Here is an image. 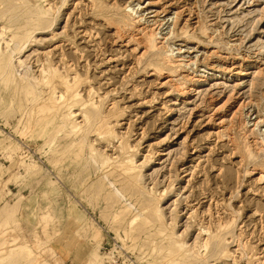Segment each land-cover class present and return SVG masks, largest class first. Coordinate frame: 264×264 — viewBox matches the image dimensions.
<instances>
[{
    "label": "rangeland",
    "instance_id": "374dc122",
    "mask_svg": "<svg viewBox=\"0 0 264 264\" xmlns=\"http://www.w3.org/2000/svg\"><path fill=\"white\" fill-rule=\"evenodd\" d=\"M23 1L0 0V264H264V0Z\"/></svg>",
    "mask_w": 264,
    "mask_h": 264
},
{
    "label": "bare ground",
    "instance_id": "6f19581e",
    "mask_svg": "<svg viewBox=\"0 0 264 264\" xmlns=\"http://www.w3.org/2000/svg\"><path fill=\"white\" fill-rule=\"evenodd\" d=\"M18 1V0H17ZM21 1V0H20ZM23 1V0H22ZM27 1V0H26ZM45 1V0H44ZM63 2L65 1V0H62ZM24 2V1H23ZM40 2V1H39ZM42 2V1H41ZM62 2V3H63ZM10 3H12V1L10 2ZM27 3V2H26ZM61 3V4H62ZM92 3V2H91ZM16 4V3H15ZM14 4V5H15ZM29 4V3H28ZM31 4V3H30ZM17 5V4H16ZM31 7H32V5H30ZM34 6H35V4H34ZM33 6V7H34ZM41 6H43V5H41ZM25 7V6H24ZM35 8H37V7H35ZM34 8V9H35ZM61 7L59 6V9H60ZM11 9V8H10ZM28 9V8H27ZM40 9V8H39ZM57 9V8H56ZM125 9H127L126 11V18L124 17V18H122V22L121 23H123L124 24V27L125 26H129V27H132L135 23L133 22L134 21V18H132L131 17V15H130V13H132L133 11H134V9L132 8V7H129V6H127V8H125ZM24 10V9H23ZM36 10V9H35ZM61 10V9H60ZM118 11V10H117ZM34 12H36V11H34ZM38 12H39V10H38ZM3 13V12H2ZM9 13V12H8ZM19 13V12H18ZM54 13V12H53ZM56 14H57V12H55ZM124 13V12H123ZM17 14V13H16ZM27 14V13H26ZM37 14V13H36ZM177 14V13H176ZM1 15V14H0ZM8 15V14H7ZM10 15V14H9ZM1 16H3V15H1ZM15 16V15H14ZM23 16V15H22ZM10 17V16H9ZM19 17V16H18ZM24 17V16H23ZM22 17V18H23ZM44 17V16H43ZM136 18V17H135ZM115 19V18H114ZM108 20H110V19H108ZM112 20V19H111ZM110 20V21H111ZM138 20V19H137ZM20 21V20H19ZM116 22H117V20H115ZM120 21V20H119ZM53 22H54V20H53ZM52 22V23H53ZM113 22H114V20H113ZM15 23V22H14ZM120 23V24H121ZM141 23V22H140ZM116 24H118V22L116 23ZM137 24V23H136ZM51 25H53V24H51ZM119 25V24H118ZM50 26V25H49ZM148 26V25H147ZM45 27V26H44ZM116 27H118L117 25H116ZM146 27V26H145ZM185 27V26H184ZM184 27H182V28H184ZM43 28V27H42ZM51 28V27H50ZM119 28V27H118ZM137 28V27H136ZM139 28H140V26H139ZM152 28V27H151ZM41 29V28H40ZM117 29V28H116ZM120 29V28H119ZM134 29V28H133ZM187 29V28H186ZM204 29V28H203ZM126 30V29H125ZM132 30V29H131ZM182 30V29H181ZM35 31V30H34ZM121 31V30H120ZM136 31V30H135ZM138 31V30H137ZM4 32V31H3ZM32 32H33V30H32ZM119 32V31H118ZM26 33V32H25ZM140 33H141V36H142V40H140V41H142L143 43H142V46H141V48H143L144 49V52L145 51H149V50H157V51H159V48H158V44L156 43V32L153 30V28L152 29H150V30H147V31H145V29H144V31L143 30H141L140 31ZM205 33V32H204ZM34 34V33H33ZM186 35V34H185ZM31 36H33V35H31ZM188 37V36H187ZM190 37V36H189ZM22 38V37H21ZM141 38V37H140ZM8 39V38H7ZM159 39V38H158ZM20 40V39H19ZM30 40H32V38L30 39ZM29 40V41H30ZM138 40V39H137ZM28 41V42H29ZM10 42H11V40H10ZM27 42V43H28ZM32 42V41H31ZM4 43L5 44H7V42L6 41H4ZM16 43H18V42H16ZM15 43V44H16ZM160 43V42H159ZM4 44V45H5ZM10 44V43H9ZM26 44V43H25ZM24 45V44H23ZM139 45V42H137L136 41V43H135V46H138ZM16 46V45H15ZM22 46V45H21ZM27 46V45H26ZM166 46V45H165ZM25 46H23V47H21V49L22 48H24ZM167 50H170L171 51V53H172V50L170 49V47H168L167 46V48H164V52H163V54L166 56V59H168V61L170 62V64H171V60H170V58L171 57H174V56H171V54H168L167 53ZM21 51V50H20ZM19 51H17L16 52V54L18 53ZM22 52V51H21ZM13 53V52H12ZM11 55L10 56V58H9V63H11L10 64V67H9V71H8V73H9V75H12L13 73H14V71H17V69L16 68H20L21 69V72H20V74H27L26 73V70H25V68L26 67H24L25 65V63H23V61L21 60V58H20V60H18V66H16L15 64H13V62H12V60H13V56H18V55ZM143 54V53H142ZM9 55V54H8ZM140 56H141V54H140ZM164 56V57H165ZM171 56V57H170ZM179 56V55H178ZM146 58V57H145ZM163 59V58H162ZM173 59V58H172ZM149 60V59H148ZM179 60V59H178ZM178 60H176V61H178ZM182 60H184V59H182ZM173 61V60H172ZM175 61V60H174ZM17 62V61H16ZM169 62H166L167 64L169 63ZM179 62V61H178ZM186 62V61H185ZM180 63V62H179ZM13 64V65H12ZM27 64V63H26ZM165 64V63H164ZM163 66V65H162ZM30 67V66H29ZM29 67H27L28 69H29ZM31 69V68H30ZM29 69V70H30ZM42 69V68H41ZM53 70H55V69H53ZM154 69H152V71H153ZM181 70V69H180ZM28 71V70H27ZM18 73H19V71H17ZM31 72V71H30ZM29 72V73H30ZM244 73L245 72H247L246 70H244L243 71ZM255 72V71H254ZM43 73H44V70H43ZM42 73V74H43ZM157 73V72H156ZM158 74H159V72H158ZM3 75V74H2ZM31 75V74H30ZM44 75H47V74H44ZM188 75V74H187ZM25 76V75H24ZM28 76V75H27ZM258 76V75H257ZM47 78V77H46ZM37 79V78H36ZM184 79V78H183ZM200 79H202V77L200 78ZM197 79H195L194 77H192L191 76V78H190V90H192V89H194L195 88V86H196V84H197ZM201 81V80H200ZM179 82V81H178ZM181 83V82H180ZM179 84V83H178ZM177 84V85H178ZM182 85V84H181ZM184 85V84H183ZM185 86H186V84H185ZM189 86V85H188ZM184 87V86H183ZM53 90V89H52ZM192 92V91H191ZM59 94V93H58ZM57 96H60V94L59 95H57ZM68 97V96H67ZM60 98H62V96H60ZM59 99V98H58ZM52 106V105H51ZM74 111V110H73ZM76 111V110H75ZM74 111V112H75ZM73 114V113H72ZM75 114H77V113H75ZM102 114V113H101ZM93 115H94V119L96 120L97 118H95V117H97V115H98V113L97 112H94L93 113ZM81 116V115H80ZM83 116V115H82ZM85 119V118H84ZM76 122H77V119H76ZM99 122V121H98ZM82 123V122H81ZM97 124V123H96ZM93 127V126H92ZM81 140H82V142H84L85 140H86V136L85 135H81ZM263 143H264V139H263ZM86 146V145H85ZM262 147V146H261ZM264 148V147H263ZM87 154V153H86ZM85 157V156H84ZM83 158V157H82ZM131 163H132V165L131 166H133V164H134V160L133 159H131ZM119 169L121 170V171H123V170H125L126 168H125V163H122V164H120L119 166ZM129 168V167H128ZM260 171V170H259ZM246 172H247V170H246ZM263 174V173H262ZM105 176V175H104ZM132 182V181H131ZM114 185V184H113ZM111 186V185H110ZM148 186V185H147ZM152 188V187H151ZM149 192V191H148ZM115 194H117V196L118 197H120V198H122L123 197V194L119 191V190H115ZM162 204V203H161ZM175 206V205H174ZM175 208H176V206H175ZM174 208V209H175ZM173 210V209H172ZM172 212V211H171ZM171 214V213H170ZM173 214V213H172ZM171 214V215H172ZM178 214V213H177ZM170 215V216H171ZM180 215H178V217H179ZM168 218V217H167ZM167 220V219H166ZM173 220H172V218H171V221L170 222H172ZM178 222V221H177ZM189 223V222H188ZM168 224V223H167ZM170 224V223H169ZM171 225V224H170ZM175 228V227H174ZM201 229V228H200ZM202 230V229H201ZM185 231V230H184ZM199 231V230H198ZM9 232V231H8ZM177 232H178V230H177ZM177 232H176V234H177ZM197 232V231H196ZM204 232V231H203ZM206 233H207V231H206ZM209 233V232H208ZM198 234V233H197ZM201 234V233H200ZM205 234V233H204ZM182 235V234H181ZM199 235V234H198ZM1 236V235H0ZM179 236V235H178ZM180 237V236H179ZM196 237V236H195ZM192 238V237H191ZM5 239V238H4ZM206 239V238H205ZM237 240V239H236ZM5 241V240H4ZM4 241H2V243H6V242H4ZM203 241V240H202ZM197 241H196V239H194L191 243H187L186 241L185 242H182V244H180V246H183V245H185V246H187L189 249L191 248H195V243H196ZM200 242V241H199ZM238 242V241H237ZM2 243H0V245L2 244ZM216 243V242H215ZM238 244V243H237ZM3 245V244H2ZM5 246V245H4ZM201 246L204 248V249H206L207 248V242L204 240V242H202L201 243ZM200 246V247H201ZM209 246V245H208ZM238 246H239V244H238ZM0 247H2V250H3V246H0ZM197 247V246H196ZM197 249V248H196ZM195 249V250H196ZM1 250V249H0ZM5 250V249H4ZM198 250V249H197ZM193 251V250H192ZM204 252H205V250H204ZM197 253V252H196ZM202 253V252H201ZM216 253V252H215ZM242 255V254H241ZM246 255V254H245Z\"/></svg>",
    "mask_w": 264,
    "mask_h": 264
}]
</instances>
